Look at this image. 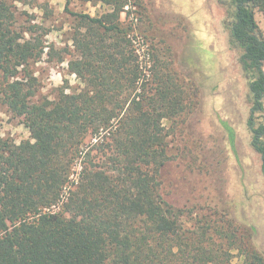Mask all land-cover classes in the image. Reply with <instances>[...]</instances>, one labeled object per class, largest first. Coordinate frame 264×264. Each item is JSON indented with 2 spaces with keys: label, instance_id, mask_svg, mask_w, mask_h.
Returning <instances> with one entry per match:
<instances>
[{
  "label": "trees",
  "instance_id": "16d2710c",
  "mask_svg": "<svg viewBox=\"0 0 264 264\" xmlns=\"http://www.w3.org/2000/svg\"><path fill=\"white\" fill-rule=\"evenodd\" d=\"M83 1L104 10L66 8L70 37L57 47L43 25L0 0L1 98L29 131L19 144L0 133V264H233L235 252L242 264H264L250 232L227 215L188 226V214L164 199L160 176L170 129L186 113L185 91L162 64L145 81L132 26L122 21L128 0ZM219 2L240 52L264 176V35L256 19L264 0ZM45 56L66 62L79 83L35 99L32 66Z\"/></svg>",
  "mask_w": 264,
  "mask_h": 264
},
{
  "label": "rangeland",
  "instance_id": "374dc122",
  "mask_svg": "<svg viewBox=\"0 0 264 264\" xmlns=\"http://www.w3.org/2000/svg\"><path fill=\"white\" fill-rule=\"evenodd\" d=\"M7 1L22 21L43 25L47 43L57 47L70 37L73 18L66 8L91 16L104 10L83 0ZM128 1L136 7L138 22L133 24L123 14L122 21L132 26L129 34L140 37L136 48L132 46L145 81L150 83L162 64L186 94V113L173 122L169 160L161 171L164 199L188 214L184 217L188 226L203 216L220 221L227 215L233 226L250 232L253 246L264 254V176L260 156L251 145L249 91L240 52L232 47L225 26L226 7L219 0ZM256 19L264 35L263 12L258 10ZM46 60L45 56L32 66L40 82L35 99L52 98L59 87L78 85L66 62ZM226 126L234 131L233 144ZM0 133L17 144L29 139L21 120L7 113L1 93ZM76 168L79 173L81 167ZM236 253L233 264H242Z\"/></svg>",
  "mask_w": 264,
  "mask_h": 264
},
{
  "label": "built area",
  "instance_id": "2783aa9c",
  "mask_svg": "<svg viewBox=\"0 0 264 264\" xmlns=\"http://www.w3.org/2000/svg\"><path fill=\"white\" fill-rule=\"evenodd\" d=\"M125 11L123 12V15L128 16V19L133 23L136 24L138 22V16L136 13V7L135 5H132L130 2L125 6ZM129 38L131 39L132 44L138 45L140 42V37L129 34ZM136 48V47H135Z\"/></svg>",
  "mask_w": 264,
  "mask_h": 264
}]
</instances>
